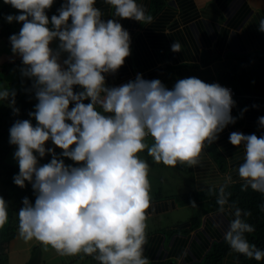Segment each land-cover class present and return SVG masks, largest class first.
Instances as JSON below:
<instances>
[{
    "label": "clouds",
    "instance_id": "obj_1",
    "mask_svg": "<svg viewBox=\"0 0 264 264\" xmlns=\"http://www.w3.org/2000/svg\"><path fill=\"white\" fill-rule=\"evenodd\" d=\"M2 2L18 10L3 18L21 24L8 37L11 58L20 59L22 83L30 81L23 91L36 100L28 118L15 119L8 130L19 169L13 183L30 184L35 197H22L19 238L36 240L60 255L83 253L98 264H149L144 245L150 165L140 153L165 166H196L206 146L218 141L248 106L233 115L234 86L196 76L179 78L169 88L138 72L134 79L110 85L107 75H115L131 55V35L121 20L153 22L140 0H103L112 8L107 18L97 0H62L50 18L55 0ZM257 30L264 33V18ZM171 50L181 51L180 42L175 40ZM16 96V88L0 84V104L19 116ZM257 127L259 136L232 131L228 141L244 149L237 167L241 189L264 194V115ZM46 156L50 159L42 162ZM231 182L226 176L216 191L218 213L229 204L225 188ZM191 206L198 207L194 199ZM233 207L225 242L235 253L264 260V249L246 235L255 231L246 219L251 213ZM260 208L264 211V203ZM8 219L7 201L0 195V228Z\"/></svg>",
    "mask_w": 264,
    "mask_h": 264
},
{
    "label": "crops",
    "instance_id": "obj_2",
    "mask_svg": "<svg viewBox=\"0 0 264 264\" xmlns=\"http://www.w3.org/2000/svg\"><path fill=\"white\" fill-rule=\"evenodd\" d=\"M140 3L148 13L153 12V0H140ZM166 5L172 10V15L162 20V24L156 22L157 14L149 25L128 18L121 20L131 35V55L125 58V64L115 75H107V82L118 85L134 79L139 72L147 79H161L169 88L177 79L189 76H196L209 83H220L218 74L238 65L233 83V98L237 104L232 109V114L238 115L242 108L248 106L243 117L234 125H229L220 134L218 141L206 146L200 160L201 164L211 161L210 170L207 166L208 170L204 167V170H197L198 165L193 166L195 173H190L192 178L187 182V192L190 184L206 187L207 182H213L214 177L210 173L212 170L223 175L219 168L221 164L214 159L217 152L222 157H227L229 151L233 152L238 156L237 163L242 162L244 149L228 141L230 132L256 133L259 136L262 131L257 127V119L264 115V96L254 86V81L264 72V33L257 30V23L264 18V0H166ZM97 6L106 18L112 12L111 6L104 4L103 0H97ZM54 13L56 12L52 8L49 9V18ZM1 31L0 28V39L5 36ZM175 40L180 42L181 51L171 50V44ZM56 43L54 41L52 46L55 47ZM12 55L9 49L0 51V66L6 64L7 60L14 64ZM239 56L244 57V62L238 64ZM27 83L30 81L24 78L23 83H12L11 87L20 90ZM253 104L257 107H252ZM147 142L150 144L151 139ZM11 148L5 161L13 165L10 163L13 161L10 159V154L13 153ZM209 149L218 151L211 152ZM140 156L150 165L151 182L144 255L149 258V264H191L189 257L195 251L194 248L197 250L211 244L216 239L215 233L223 232L222 221L216 222L217 214L212 213L205 215L200 225L193 226L190 218L199 210L198 207L182 204L177 195L180 193L178 190L165 188L164 193L162 186L160 189V184L155 182L156 178L166 182L167 176L162 172L165 168L170 169V166L154 163L146 151L141 152ZM178 166L181 165L177 164L175 167ZM226 174H230V169ZM190 207L194 209L193 212ZM209 228L211 232L206 233ZM33 242L34 240L31 241L32 245L27 246L30 252L34 250L37 264H94L86 254L60 255L51 247L45 248L40 242L37 241L38 245Z\"/></svg>",
    "mask_w": 264,
    "mask_h": 264
},
{
    "label": "trees",
    "instance_id": "obj_3",
    "mask_svg": "<svg viewBox=\"0 0 264 264\" xmlns=\"http://www.w3.org/2000/svg\"><path fill=\"white\" fill-rule=\"evenodd\" d=\"M62 0H55L53 11L56 12V9L60 6ZM166 0H153V12L150 14L154 17L157 14L156 22L162 24V20H165L167 17H171L172 10L166 7ZM6 8H2L4 11ZM160 19V20H158ZM2 21V20H1ZM6 21L2 22L0 28L5 27ZM165 23V22H164ZM240 59V60H239ZM244 62V57L238 58V64ZM9 66L3 64L0 66V80L4 73H7ZM238 69V65L235 66L230 71L220 72L218 74V80L222 84H231L234 83V74ZM213 82V81H211ZM210 82V83H211ZM30 86V83L24 87ZM254 86L261 90V94L264 96V72L261 73L256 80L254 81ZM17 89L16 104L20 108L19 116L12 114V111L9 107L4 104H0V195H2L7 201L8 209V221L5 225L0 228V264H10L9 260V251L7 244L10 245V242L17 236V211L21 207L22 197L28 196L34 201L35 197L33 196V190L31 185H27L25 188H20L19 186L13 183L12 177L14 173L18 172V167L7 164L5 158L9 153L11 145L8 143L9 138V128L11 124L17 118H28V111L30 104L33 100L29 99V93L23 91V89ZM213 149V148H212ZM209 149L211 152L218 151ZM214 154V153H212ZM224 157V156H223ZM219 152L214 155V159L221 164L220 171L223 175L217 174L215 170L210 171L213 179V182H207L206 187L196 186L190 184V190L187 192L177 194L178 197L183 202L182 204H191V201L194 199L199 210L195 211L192 217L193 226H198L201 223L203 217L207 214L216 213V222H221L223 224L222 231L224 232L227 229L228 222L233 218L234 207H239L241 209L247 210L251 213L250 216L246 217L249 223L255 226V231L248 233L247 238L251 243H254L257 247L264 249V211L261 210L260 205L264 203V194L253 191L251 188L247 190L241 189V183L238 174L237 167L239 165L238 156L233 152H228L227 157L223 158ZM68 161V160H66ZM200 160L197 170H210L211 161L201 164ZM187 167V165H181ZM208 168H207V167ZM183 169V168H182ZM230 169V174L232 177V182L226 185V192L230 193L229 204L225 205V210L223 213H218L216 204V191L219 186L225 184V177L228 176L226 172ZM184 172H189L194 174L195 168L193 166L183 169ZM209 172V171H208ZM211 189V190H210ZM230 212V213H228ZM215 223V222H213ZM208 227V226H207ZM211 229L206 230V233H210ZM222 233H215V240L211 244L205 247H199L197 250L191 252L192 255L189 259L191 264H264V260L256 261L255 259H250L245 257L243 254L233 252L227 243L224 240ZM201 251V252H200ZM89 259L94 264H98L92 256L87 255Z\"/></svg>",
    "mask_w": 264,
    "mask_h": 264
},
{
    "label": "rangeland",
    "instance_id": "obj_4",
    "mask_svg": "<svg viewBox=\"0 0 264 264\" xmlns=\"http://www.w3.org/2000/svg\"><path fill=\"white\" fill-rule=\"evenodd\" d=\"M1 7L6 8V9L2 11ZM17 11L18 10L12 8L11 6L3 4L2 0H0V26L2 25V22L5 21L3 18L4 13H13ZM20 27H21V24L19 23H7V22L5 23V28H1L5 36L4 38L0 39V51H3L5 49L10 50L9 40H5V39L8 38L9 34L12 31L13 33L17 32ZM13 63L14 64L8 63V60L6 61V64L9 67L7 69V73H4L2 80H0V84L7 86V87H11L12 83L17 84L19 82H22V78L17 68V65L20 64V59L17 57L15 60H13ZM35 103H36V100L33 98L30 104L29 110H33V105ZM11 149H12L11 152L12 151L14 152L15 146L12 145ZM57 151H60V149L57 148ZM10 159H13V153L10 154ZM48 159H50V156H46L45 158H43L42 162H47ZM10 163H12L14 166H18L17 162L14 159ZM169 168L170 169L165 168L164 171L162 172L165 176H167L166 182H164L165 181L164 179H159L154 176V178H156L155 182L160 184V189L162 186V191L164 193H165V188L174 189L175 191L178 190L180 193L185 192L188 189L187 182L192 178V174H190L189 172L183 171V169H187L188 167L178 166V167H174L173 169L171 167ZM190 208H191L190 211L193 212L194 209L192 207ZM191 215L192 214H190V216ZM31 241L26 242L23 239L19 238L17 234L16 238H14L10 242V245L7 244V247H9L8 251H9L10 264H25L26 261H27V264H37L36 260L34 259V255H33L35 254L34 250L30 252L29 247L27 246V244L32 245ZM33 243L38 245V242L36 240H34Z\"/></svg>",
    "mask_w": 264,
    "mask_h": 264
},
{
    "label": "built area",
    "instance_id": "obj_5",
    "mask_svg": "<svg viewBox=\"0 0 264 264\" xmlns=\"http://www.w3.org/2000/svg\"><path fill=\"white\" fill-rule=\"evenodd\" d=\"M227 87H229L231 90H233L232 87H230V86H227Z\"/></svg>",
    "mask_w": 264,
    "mask_h": 264
}]
</instances>
